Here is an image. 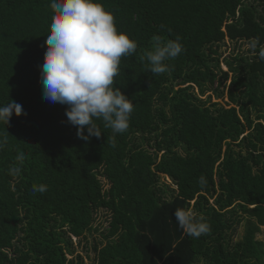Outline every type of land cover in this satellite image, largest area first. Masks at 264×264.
Listing matches in <instances>:
<instances>
[{"label":"trees","instance_id":"trees-1","mask_svg":"<svg viewBox=\"0 0 264 264\" xmlns=\"http://www.w3.org/2000/svg\"><path fill=\"white\" fill-rule=\"evenodd\" d=\"M51 2L0 0V105L23 109L0 122L8 131L0 264H73L65 254L74 252L72 237L80 243L97 232L93 264H264V0H100L138 45L112 85L133 112L125 133L113 137L97 120L102 134L89 141L77 136L67 105L43 97ZM156 37H179L183 51L154 76L143 57ZM226 39L248 41L254 54H231L223 71L218 46ZM208 90L226 105L198 96ZM20 152L21 174L10 175ZM40 184L47 190L34 192ZM176 208L202 217L210 233L185 235Z\"/></svg>","mask_w":264,"mask_h":264},{"label":"clouds","instance_id":"clouds-1","mask_svg":"<svg viewBox=\"0 0 264 264\" xmlns=\"http://www.w3.org/2000/svg\"><path fill=\"white\" fill-rule=\"evenodd\" d=\"M54 10L42 64L43 97L52 103L65 104L68 121L77 127V136L89 141L99 138L101 128L96 121L111 129L113 137L125 133L130 126L133 102L120 88L113 89L122 57L132 56L137 42L118 31L114 15L100 0H52ZM183 51L179 37L166 41L156 37L154 46L144 54L148 71L154 76L169 71L167 61ZM259 56L264 59V49ZM22 105L11 101L0 105V122L8 124L13 113L20 115ZM85 128L87 131L85 132ZM8 144V131L0 132V150ZM24 153H18L19 164L9 174H21ZM199 184L206 179L201 176ZM46 185H34L33 191L44 193ZM175 221L185 235L199 238L211 231L209 223L194 216L191 210L176 208Z\"/></svg>","mask_w":264,"mask_h":264},{"label":"rangeland","instance_id":"rangeland-1","mask_svg":"<svg viewBox=\"0 0 264 264\" xmlns=\"http://www.w3.org/2000/svg\"><path fill=\"white\" fill-rule=\"evenodd\" d=\"M253 50H254L253 46L248 41H238L237 43H235V42H231V41L226 39L224 41V43H221L218 46V51H219L218 54H219V59H220L221 70L227 71V67L225 66L223 61L225 58H228L231 54L241 53V54L252 55V54H254ZM218 76H221V74L219 73ZM226 83L228 84L229 81L227 80ZM213 88H215V85ZM197 91H198L197 88H195L194 92L197 93ZM198 96L202 100H207L208 96H210V102L211 101L212 102H219V103L225 104V105H226V102H228V99L226 96H224V98H217L214 95L213 90H208L203 95L198 94ZM101 180L105 184V187H107L108 184L106 183V181L104 179H101ZM160 180L162 182H164L165 184L169 185L170 187L175 188V186L171 183V180L168 179L166 176L160 175ZM105 212L106 211L98 212L97 215L101 216L103 214V216H104ZM100 221H102V218L99 219V222ZM106 225H107L106 221L103 220L102 226H106ZM94 226H96V225H94ZM244 229H245L244 223H242L241 225H238V227L236 228V230L233 234V240L240 239L242 237V235L244 234ZM257 237L264 241V227L263 226H261V231L257 235ZM85 238L86 239L85 240L83 239L80 243L77 242L76 238H74V237H72V239H71L74 252L72 254H70L68 251H66L65 254H66V257L68 259L73 260V264H76L79 261L78 255H80V257L82 258V264H93L94 251H92V247H91L92 239H93V242L95 240H100L101 235H100V233L97 232V233L88 234V240H87V236Z\"/></svg>","mask_w":264,"mask_h":264}]
</instances>
